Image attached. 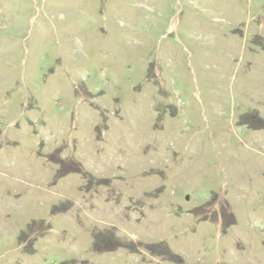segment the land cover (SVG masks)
Here are the masks:
<instances>
[{
  "label": "rangeland",
  "instance_id": "rangeland-1",
  "mask_svg": "<svg viewBox=\"0 0 264 264\" xmlns=\"http://www.w3.org/2000/svg\"><path fill=\"white\" fill-rule=\"evenodd\" d=\"M0 264H264V0H0Z\"/></svg>",
  "mask_w": 264,
  "mask_h": 264
}]
</instances>
